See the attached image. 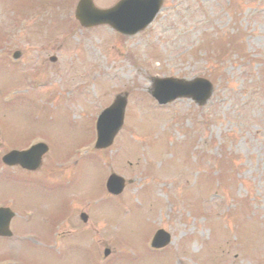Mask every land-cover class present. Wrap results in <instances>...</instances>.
I'll return each mask as SVG.
<instances>
[{
  "label": "rangeland",
  "instance_id": "1",
  "mask_svg": "<svg viewBox=\"0 0 264 264\" xmlns=\"http://www.w3.org/2000/svg\"><path fill=\"white\" fill-rule=\"evenodd\" d=\"M77 1L0 0V47L13 22L34 12L6 52L20 50L24 62L42 56L44 66L61 69L50 75L55 89L38 90L41 97H68L67 70L72 94L69 109L68 101L49 104L43 116L35 95L27 97L0 112L4 129L38 130L57 161L79 154L69 166L71 186L49 196L36 184L23 189L20 206L36 213L19 224L25 232L19 242L0 253L21 264H98L76 242L49 249L51 231L67 220L75 195L74 226L89 235L71 229L64 243L100 240V264H264V0H165L152 25L134 37L109 27L77 32L70 20ZM93 1L107 9L118 0ZM76 62L85 66L68 69ZM29 76L7 63L0 67V92L26 95ZM154 77H201L214 94L203 108L188 100L159 106L148 93ZM124 92V127L110 150L93 156L102 112L94 107ZM107 174L132 181L116 200L106 194ZM81 211L91 217L87 227ZM159 229L171 235L163 253L150 247Z\"/></svg>",
  "mask_w": 264,
  "mask_h": 264
},
{
  "label": "water",
  "instance_id": "2",
  "mask_svg": "<svg viewBox=\"0 0 264 264\" xmlns=\"http://www.w3.org/2000/svg\"><path fill=\"white\" fill-rule=\"evenodd\" d=\"M78 18L83 25L109 24L124 34H134L144 29L158 13L162 0H125L115 9L108 12L95 11L90 0H81ZM213 88L205 80L185 82L179 80H156L154 81L153 96L160 103L172 102L178 98H190L198 105L206 104L212 94ZM126 107L125 97H117L112 108L107 110L99 119L98 148H106L111 145L115 135L123 124ZM110 191L118 194L123 189V181L114 178L109 181ZM112 188V189H111Z\"/></svg>",
  "mask_w": 264,
  "mask_h": 264
},
{
  "label": "flooded vegetation",
  "instance_id": "3",
  "mask_svg": "<svg viewBox=\"0 0 264 264\" xmlns=\"http://www.w3.org/2000/svg\"><path fill=\"white\" fill-rule=\"evenodd\" d=\"M33 122L36 123V120L33 119ZM40 137H41V133L36 129H34L32 133L27 132L22 135H19V133L11 134L8 133L6 130H5V135L2 134L0 150L2 149L4 154L0 157V170L3 172V174L6 175L11 185L18 184L16 177H14L13 175L17 174L20 171V168L16 166L7 167L5 164L2 163V158L4 157V155L12 151H23L29 149L30 147L36 144H40L41 143ZM44 138L46 139L45 142H49V140L46 137ZM41 165H51V164L43 162ZM36 178L37 176L33 178V180ZM7 196H8V191L4 194L3 197H0V206L15 207L14 200H10L9 198H7Z\"/></svg>",
  "mask_w": 264,
  "mask_h": 264
}]
</instances>
